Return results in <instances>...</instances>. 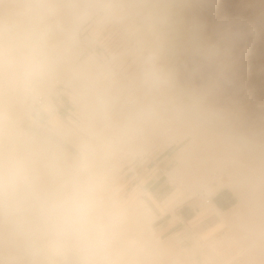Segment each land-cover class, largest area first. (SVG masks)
<instances>
[{
	"label": "bare ground",
	"instance_id": "bare-ground-1",
	"mask_svg": "<svg viewBox=\"0 0 264 264\" xmlns=\"http://www.w3.org/2000/svg\"><path fill=\"white\" fill-rule=\"evenodd\" d=\"M81 1L0 0V264H54L50 253L65 255L67 250L79 264H185L148 235L154 213L143 200L120 203L117 214L102 200L101 192L117 171L116 157L127 154L117 151L118 144L124 141L128 148L137 131L147 147L188 138L177 164L166 172L174 185L161 202L166 212L186 199L214 205L211 195L230 188L245 206L232 220L243 248L225 264H264V144L229 132L226 118L209 113L203 95L182 93L159 60L161 51L171 60L181 48L194 46L187 26H168L186 0L103 1L116 12L119 4L127 9L133 24L127 39L139 37L149 25L160 35L154 44L138 38L151 58L134 47L122 50L121 57H133L132 76L108 71L112 82L103 87L87 79L92 68L102 69L91 54L78 69L74 66L90 41L76 33L85 19ZM52 76L77 92L80 129L92 138L90 142L67 126L58 131L74 144L75 154L22 126L39 95L44 96L42 107L53 113L47 94L54 83L46 79ZM27 81L30 93L22 94L31 105L13 110L8 94ZM184 98L187 104L182 105ZM224 175L229 182L222 181ZM215 179L220 182L211 186ZM113 223L123 228L115 230Z\"/></svg>",
	"mask_w": 264,
	"mask_h": 264
},
{
	"label": "rangeland",
	"instance_id": "rangeland-1",
	"mask_svg": "<svg viewBox=\"0 0 264 264\" xmlns=\"http://www.w3.org/2000/svg\"><path fill=\"white\" fill-rule=\"evenodd\" d=\"M103 1L82 0L79 4L85 19L76 33L80 39L90 38V44L87 43V49L83 50L74 64L78 69L91 54L102 69L92 68L87 79H96L99 87L112 82L108 71L125 79L132 76L133 57H121L122 50L134 47L140 50L142 56L151 58L146 45L139 47L138 38L141 36L144 44L148 42L154 44L160 39L154 25L141 28L139 37L127 39L128 30L133 26L127 9L119 4L117 9L121 7L125 14L123 11L120 13L121 10L116 12V7L113 8L115 11L105 8ZM177 22L185 29L187 26V31L192 30V33H189L195 37V41L191 49L189 46H186L188 49L181 48L171 60L164 58L162 51L160 52L159 60L170 69L172 81L176 83L174 84L187 95L200 98L203 95L201 100L204 108L219 118H226L224 121L228 123L229 132L264 144V0H186V3L178 5L175 9L168 26L173 29ZM81 44L83 45L82 42ZM35 73L40 74L39 70ZM46 79L54 83L53 90L47 94L54 106L53 113L50 114L42 106L34 105L35 100L31 103L30 98H24L22 93H30L31 90L32 85L29 81L24 83L23 88L10 90L7 101L13 110H18L25 103H31V111L27 117L35 110L50 114L47 128L39 129L34 126L35 128H30L32 131H29L27 117L22 126L33 136L37 138L45 136L70 154H75L77 150L74 144L58 131L67 126L92 142V138L80 129L83 114L77 107L78 94L68 85L59 83L61 81L53 76ZM183 100L182 105L187 104V99ZM136 134V140H130L128 148L124 141L118 144L117 151L121 150L127 154L116 157L117 171L101 192L102 200L108 201L114 209L120 203L130 204L143 200L142 190L151 183L163 185L167 192H171L174 185L170 183L166 172L177 164L179 148L188 139L180 142L174 137L159 145L154 143L147 147L141 132L137 131ZM141 147L144 149L143 153H139ZM54 155L59 157L57 153ZM222 181L229 182V177L224 175ZM219 182L220 179H215L211 186ZM218 190L227 194L230 201L226 203L228 207L223 210L225 212L219 213L221 220L214 227H205L214 218V214H210L195 226H192V223L191 225L180 223L166 231H160L155 226L156 216L153 215L151 218L153 222L147 228L148 235L156 239L164 251L185 264H225L227 259L236 256L243 248L232 220L245 210V206L230 188L223 186ZM179 194L177 193L175 197L177 198ZM204 198L208 197L204 195ZM184 201V204L199 208L197 209L199 218L215 210L213 205L193 204V199ZM160 204L162 212H166L165 205ZM178 204L180 203L173 204L172 209ZM118 211L115 209L114 213L117 214ZM113 224L115 230L123 228H120L118 223ZM107 230L108 233L109 229ZM67 251L65 255L51 252L54 264H79L74 253L71 250Z\"/></svg>",
	"mask_w": 264,
	"mask_h": 264
},
{
	"label": "crops",
	"instance_id": "crops-1",
	"mask_svg": "<svg viewBox=\"0 0 264 264\" xmlns=\"http://www.w3.org/2000/svg\"><path fill=\"white\" fill-rule=\"evenodd\" d=\"M65 110V109H64ZM64 110L62 112L64 113ZM49 115L44 114L40 111H32L30 117H27L29 125L28 130L32 131L30 128H35L34 126L38 127L39 129L47 128V124H49ZM221 190H217L213 193L210 197L212 204L214 203L215 210L211 211L210 213L198 217L197 209L191 206V204L187 205L184 204L185 201L181 202L180 204L173 207L172 212H165L163 213L160 209V203L169 195L170 192H167L165 187L160 184L151 183L146 188L142 190V199L146 202L149 208L153 211L155 218V226L158 230H168L169 227L171 228L174 225L184 224V225H191L195 226L199 224L202 218L208 217L210 214H214V218L211 223H209L206 228H212L217 222L221 220L220 214L225 211L228 207L229 198L228 195L225 193H220ZM231 208V207H230ZM177 219V220H174Z\"/></svg>",
	"mask_w": 264,
	"mask_h": 264
},
{
	"label": "built area",
	"instance_id": "built-area-1",
	"mask_svg": "<svg viewBox=\"0 0 264 264\" xmlns=\"http://www.w3.org/2000/svg\"><path fill=\"white\" fill-rule=\"evenodd\" d=\"M59 93H61V92H59ZM43 101H44V97H42L41 95H39L36 98L34 105H37L38 107H40V106H42ZM55 111H57V108L55 109Z\"/></svg>",
	"mask_w": 264,
	"mask_h": 264
}]
</instances>
